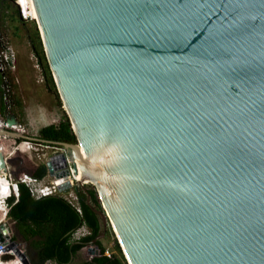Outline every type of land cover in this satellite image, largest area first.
<instances>
[{
	"label": "water",
	"instance_id": "obj_1",
	"mask_svg": "<svg viewBox=\"0 0 264 264\" xmlns=\"http://www.w3.org/2000/svg\"><path fill=\"white\" fill-rule=\"evenodd\" d=\"M34 3L78 141L48 144L98 180L99 239L113 226L128 264H264V0ZM46 167L70 176L62 153ZM15 226L0 246L31 264Z\"/></svg>",
	"mask_w": 264,
	"mask_h": 264
},
{
	"label": "trees",
	"instance_id": "obj_2",
	"mask_svg": "<svg viewBox=\"0 0 264 264\" xmlns=\"http://www.w3.org/2000/svg\"><path fill=\"white\" fill-rule=\"evenodd\" d=\"M0 17L7 19L6 11L12 10L8 0H0ZM9 16V14H8ZM11 22L19 21L26 31V38L31 46L34 57L41 68L42 76L48 88L57 91L56 83L51 72L46 57L40 32L35 22L32 21V27L28 26V21L21 20L18 12L13 11L10 15ZM4 82L0 76V114H5V102L3 92ZM0 122L3 119L0 118ZM39 138L48 142L77 144V137L72 129L67 114H64L58 124H53L42 128L39 132ZM16 150L14 154H17ZM25 160V159H24ZM47 167L41 165L34 173L37 179L45 178ZM91 197L90 205L88 196ZM87 193L81 188L76 189L79 197V203L82 214L72 207L65 199L59 196H51L39 200L34 199L26 186H19V198L9 200L11 210L9 218L15 220L17 228L24 239L32 241L36 250L37 262L31 261V264H37L38 261L46 263L48 261L55 264H73L79 251L84 246H89L96 241V245L101 251L100 256H96L89 261L81 264H128L119 242L114 239L113 251L110 256L106 255L107 249L103 247L99 237L102 234V221L98 214L92 208L102 210L100 198L92 186L87 187ZM82 227H86L90 234L81 238L79 241L74 240V234ZM109 230V229H108ZM108 232V231H107ZM111 232V231H110Z\"/></svg>",
	"mask_w": 264,
	"mask_h": 264
},
{
	"label": "rangeland",
	"instance_id": "obj_3",
	"mask_svg": "<svg viewBox=\"0 0 264 264\" xmlns=\"http://www.w3.org/2000/svg\"><path fill=\"white\" fill-rule=\"evenodd\" d=\"M26 3L27 2L22 0L23 5ZM28 4H30L31 16L33 18L36 14H34V9H32V0H29ZM10 6L12 7V10L5 12L8 18L1 20L2 17H0V39L8 42L9 47L12 48L16 56L17 66L16 72L11 75L10 82L12 88L8 93V104L5 107V114L7 116H15L22 129L19 128L18 125H14V127L22 132H26L29 137L37 138L42 128L58 124L64 114L67 113L60 95H57L58 90H50L46 85L45 80L42 78V73L36 69L34 54L26 38V31L23 29L19 21L16 20L11 22L10 15L14 10L17 11V8L12 3H10ZM2 11L3 10H0V12ZM34 18L36 20V17ZM35 20L28 21V26L32 27V21L37 25ZM7 128H9L8 125ZM3 139L8 140L11 144L12 138L10 139L6 137ZM14 141L16 143L21 142L19 140ZM26 147L31 148V145L25 144V147H20V149L24 152ZM37 151L38 152L25 151L27 152L26 154L17 153L16 157L12 158L11 155L6 156L8 161H12H9L7 167L13 170L15 175H18L20 172L32 174L35 173L39 166L44 164V156L56 152L54 149L49 150L44 147L38 148ZM22 159H25V161H22ZM45 180L46 183H50V179L47 178ZM6 202L7 198L4 199V204H6ZM15 228L17 227L15 226L13 228L15 233L13 240L20 245L21 249L26 252L31 261L34 260V257H36V250L31 244L32 241L24 239ZM87 232V228H82L81 231H79V236H83V234H87ZM114 239L119 242L115 229L109 224L108 232L105 233L103 238L99 239L102 242L103 247L107 249V256L112 254ZM89 247L90 245L84 246L79 251L73 264H81L85 261L91 260L92 255L89 254ZM48 264L54 263L50 262Z\"/></svg>",
	"mask_w": 264,
	"mask_h": 264
},
{
	"label": "built area",
	"instance_id": "obj_4",
	"mask_svg": "<svg viewBox=\"0 0 264 264\" xmlns=\"http://www.w3.org/2000/svg\"><path fill=\"white\" fill-rule=\"evenodd\" d=\"M8 1L10 3H12L17 8V12H18L19 18L21 20H24V21L33 20L32 16H31V7H30V4H28L29 0H25L27 2V5H26L27 8L26 9L21 5V0H8ZM34 59H35L36 69L41 72V68L37 62V59L35 57H34ZM16 66H17V60H16V56H15L12 48L9 47L8 42L0 39V76H2L4 86H5V87H3V92H4L3 100H4L6 106L8 104V101H7L8 93H9V90L12 88V84L10 82V79H11V75L16 72ZM42 78H43V76H42ZM19 128H21V127H19ZM23 133L26 136H28L26 132H23ZM25 144L31 145V148H29V147L25 148V151H28V152H30V151L38 152L37 149L42 148V147L47 148L49 150H51V149L56 150V152H54L53 154L51 153L47 156H44V158H43L44 164H46V162L50 161L52 156H54L55 154H61V153L64 154L66 156L70 176L67 178L59 179V180H57L53 176H50V174H48L47 177H45L43 179H37L36 177H34L33 174L30 175L28 173H23L20 176H16L14 174V172H12V170L7 167L8 170L5 171V173H6L5 175H8V177L11 179V183H7L8 185L6 188V192L8 191L9 194L13 192V194L16 195L18 198V196H19L18 186L20 184H23L29 190L31 196L33 198H35L36 200L46 198L49 196H59V197L65 199L72 207H74L79 214H82L80 203H79V197L77 196V194L75 192V190L77 189V182H79V181L76 180V176L74 175L72 164L70 162L69 151L67 149L49 146L47 144H44L43 141H40L38 139H36L35 141L29 139L26 141H21L19 143L15 142V145H17L15 147L19 149V151L17 153H20V154L21 153L22 154L27 153L25 151L23 152L20 149V147L21 148L25 147ZM16 155H14V157H16ZM78 168H79V166H78ZM79 170H80V168H79ZM47 178L50 179V183H46L45 179H47ZM58 181L60 182V186L57 185ZM66 184L71 185L69 191H65V190L61 191L60 187L63 185H66ZM82 185L85 187H87V186L94 187V189L96 190V192L98 194V191H97L95 185H93L92 183L82 182ZM9 194L7 193V195H9ZM98 196H99V194H98ZM1 202H4V200H2ZM76 235H77L76 236L77 239L81 238L79 236V232L76 233ZM3 250H4V248H3V246H1L0 247V255H2Z\"/></svg>",
	"mask_w": 264,
	"mask_h": 264
},
{
	"label": "bare ground",
	"instance_id": "obj_5",
	"mask_svg": "<svg viewBox=\"0 0 264 264\" xmlns=\"http://www.w3.org/2000/svg\"><path fill=\"white\" fill-rule=\"evenodd\" d=\"M25 1V0H24ZM26 2V1H25ZM29 3V2H28ZM21 5L26 9L27 7H26V5H27V3L26 4H22V0H21ZM32 9H34V14H36V15H34V17H36V20L38 21L39 19H38V14H37V10H36V7H35V3H34V0H32ZM33 17V20H35V18ZM35 20V21H36ZM66 108V107H65ZM1 124H5L4 123V120H3V122H0V125ZM7 125H9V127L11 128V124H8L7 123ZM4 138H10L9 136H3ZM3 137H0V147H1V152L3 153V155H4V158H5V161H7V159H6V156H8V155H13L14 154V152L16 151V150H19L18 148H16L15 146V142H14V139H12V141H11V144H10V142L8 141V140H5V139H3ZM11 139V138H10ZM83 157L86 159V157L83 155ZM7 165H8V163L6 162V167H7ZM80 168V167H79ZM86 172H84L81 168H80V170H79V174L78 175H76V180L77 181H81V182H88L89 183V179H85L84 180V176H86ZM5 178V176L3 175V169H1L0 170V223L3 221V220H6V218H4L5 217V213H4V210H5V208H4V205L1 203V201L2 200H4V198H7L6 197V195L7 194H3L2 192H1V188H2V186H7L8 184H7V182H6V180L4 179ZM95 183V186H98V187H100V185H99V183H98V180L97 181H95L94 182ZM3 190V189H2ZM8 256L7 255H5L4 253L2 254V255H0V264H3L5 261H7L8 259ZM16 264H21L19 261H14ZM8 264H11V263H8ZM13 264V263H12Z\"/></svg>",
	"mask_w": 264,
	"mask_h": 264
},
{
	"label": "clouds",
	"instance_id": "obj_6",
	"mask_svg": "<svg viewBox=\"0 0 264 264\" xmlns=\"http://www.w3.org/2000/svg\"><path fill=\"white\" fill-rule=\"evenodd\" d=\"M44 78V77H43ZM4 123H6L5 122V120H4ZM20 127V126H19ZM73 129V128H72ZM7 130H11V129H9V128H7ZM12 131H15V132H19L20 130H18V131H16V130H12ZM74 131V130H73ZM20 133H22V134H24L22 131H20ZM25 135V134H24ZM26 136V135H25ZM27 137H29V136H27ZM29 138H31V139H38V140H40V141H43L44 142V144H47V145H49V146H53V147H58V148H62V147H60V146H57V145H52V144H48V141H45V140H43V139H40L39 138V136L37 137V138H32V137H29ZM14 140H19V139H14ZM19 141H26V140H19ZM35 141V140H34ZM54 143H56V142H54ZM63 149H66V148H63ZM68 150V149H67ZM69 151V150H68ZM69 156H70V158L72 157V152L71 151H69ZM53 157V156H52ZM22 161H25L24 159H22ZM49 162V161H48ZM7 163H8V161H7ZM46 164H47V162H46ZM46 164H43V165H45L46 166ZM8 169H6V170H3V175L5 176V180H6V182L7 183H11V179L8 177V175H5L6 173H5V171H7ZM48 171V170H47ZM12 172H13V170H12ZM23 173H27V172H20V173H18V175H16V176H20V175H22ZM28 174H30V175H34V173H28ZM47 174H49L48 172H47ZM47 177V176H46ZM20 185H23V184H20ZM19 185V186H20ZM19 186H18V194H19ZM88 187V186H87ZM86 187V188H87ZM2 188H3V194H9V192L7 191L6 192V188H7V186H2ZM5 188V189H4ZM80 188V187H79ZM78 189V188H77ZM75 192H76V190H75ZM6 197H7V202H6V204H4V202H1L3 205H4V208H5V210H4V213H5V217L4 218H6V220L7 219H9V212H10V210H11V206L9 205V200L11 199V198H15V200H16V202L18 201V198H19V196H18V198H17V196L16 195H14L13 194V192L12 193H10L9 195H6ZM49 197H51V196H49ZM35 199V198H34ZM6 207H7V209H6ZM6 220H3L0 224H2L3 222H5ZM16 227H17V224H16ZM82 228H86V227H82ZM81 228V229H82ZM81 229L80 230H78L76 233H78L79 231H81ZM76 233L74 234V237H75V241H79L81 238H83V237H85V236H88L89 234H90V232H89V230H88V232H87V234H83V236H80L81 238L80 239H77L76 238ZM73 237V238H74ZM2 246V245H1ZM0 246V247H1ZM20 246V245H19ZM90 247H91V245H90ZM21 248V247H20ZM4 253V252H3ZM2 253V254H3ZM5 255H7L8 256V260L7 261H9V263H15L14 261H19V259L17 258V256L14 254V251L13 250H11V251H8V252H5L4 253ZM20 262V261H19ZM21 263V262H20Z\"/></svg>",
	"mask_w": 264,
	"mask_h": 264
},
{
	"label": "flooded vegetation",
	"instance_id": "obj_7",
	"mask_svg": "<svg viewBox=\"0 0 264 264\" xmlns=\"http://www.w3.org/2000/svg\"><path fill=\"white\" fill-rule=\"evenodd\" d=\"M2 117H4V118H2ZM6 117H7L6 114H4V115H1V114H0V118L6 120ZM6 126H7V125H6ZM8 127H9V125H8ZM13 127H14V125L11 124V128H10V127H9V128L18 131V128H16V127L13 128ZM37 264H46V263H42V262H39V261H38Z\"/></svg>",
	"mask_w": 264,
	"mask_h": 264
},
{
	"label": "crops",
	"instance_id": "obj_8",
	"mask_svg": "<svg viewBox=\"0 0 264 264\" xmlns=\"http://www.w3.org/2000/svg\"><path fill=\"white\" fill-rule=\"evenodd\" d=\"M3 188H1V192L3 193V190H2ZM31 257V256H30ZM36 258V259H35ZM31 261V260H30ZM34 261L35 262H37V256L36 257H34ZM49 262H51V261H48V262H46V264H48ZM9 263V261H5L3 264H8ZM54 263V262H53ZM13 264H16V263H13ZM55 264V263H54Z\"/></svg>",
	"mask_w": 264,
	"mask_h": 264
}]
</instances>
